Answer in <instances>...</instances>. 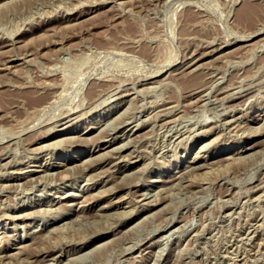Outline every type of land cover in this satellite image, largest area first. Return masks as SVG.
Masks as SVG:
<instances>
[{
    "label": "rangeland",
    "instance_id": "obj_1",
    "mask_svg": "<svg viewBox=\"0 0 264 264\" xmlns=\"http://www.w3.org/2000/svg\"><path fill=\"white\" fill-rule=\"evenodd\" d=\"M0 68V264H264V0H0Z\"/></svg>",
    "mask_w": 264,
    "mask_h": 264
},
{
    "label": "bare ground",
    "instance_id": "obj_2",
    "mask_svg": "<svg viewBox=\"0 0 264 264\" xmlns=\"http://www.w3.org/2000/svg\"><path fill=\"white\" fill-rule=\"evenodd\" d=\"M164 0H162V2H163ZM155 2V1H154ZM158 2V1H157ZM166 3V2H165ZM161 4V3H160ZM163 6V5H162ZM191 11V10H190ZM255 11H256V7L253 5H251L250 3L248 4V3H246V4H244L243 5V7H242V9L238 12L239 13V16H238V18L240 17V19H242L241 17H243V18H251V16L253 17L254 15L253 14H255ZM193 12V11H192ZM197 13V12H196ZM187 15V14H186ZM185 15V16H186ZM189 15H191L190 13H189ZM188 15V16H189ZM192 16H193V14H192ZM190 17V16H189ZM188 17V18H189ZM75 18V17H74ZM193 18V17H192ZM207 18V17H206ZM185 19V18H184ZM196 19V18H195ZM256 20H255V22L254 23H257V22H259V20L257 19V18H255ZM209 20V19H208ZM237 20V19H236ZM248 21H250V19L248 20ZM207 22V21H206ZM209 22H210V20H209ZM192 23V22H191ZM249 23H252V22H249ZM206 24V23H205ZM252 25V24H251ZM215 28H216V26H215ZM213 29V28H212ZM216 30H217V28H216ZM263 29L262 28H259V29H257L255 32H253V34H251V35H249V37H252V36H254L256 33H258L259 34V32H261ZM207 30H205V32H206ZM185 32V31H184ZM217 32V31H216ZM202 36V35H201ZM206 37V36H205ZM20 39V38H19ZM232 39V38H231ZM184 40V39H183ZM211 40H213V39H211ZM259 40H261V39H259ZM221 41V40H220ZM194 42V41H193ZM197 43V42H196ZM252 44H253V42H251ZM255 43H257V42H254V44ZM258 44H260V43H258ZM209 46V45H208ZM222 46V45H221ZM202 47V46H201ZM256 47V46H255ZM5 48V47H4ZM8 49V48H7ZM10 50V49H9ZM206 50V49H205ZM5 51V50H4ZM236 50H234V52H235ZM242 51V50H241ZM202 52V51H201ZM224 52V51H223ZM232 52H233V50H232ZM231 52V53H232ZM248 52V51H247ZM218 52H216V54H217ZM236 53V52H235ZM19 54V53H18ZM233 54V53H232ZM21 55V54H20ZM230 55V54H229ZM18 56V55H17ZM218 56V55H217ZM231 56V55H230ZM22 57V56H21ZM198 57V56H197ZM228 57V56H227ZM233 57V56H232ZM9 58V57H8ZM8 58H6V59H8ZM216 58V57H215ZM220 58V57H219ZM225 59V58H224ZM193 60V59H192ZM213 60V59H212ZM12 61L11 60H9L6 64H4L3 66H5V68L4 69H7L8 68V64H10ZM153 63V62H152ZM155 63V62H154ZM198 63V61L196 60L195 62H193V63H191L190 65H189V67L191 68L192 66H194V65H196ZM51 64V63H50ZM200 65H201V63H199ZM2 66V67H3ZM47 67V66H46ZM184 67V66H183ZM197 67H198V65H197ZM51 68V67H50ZM1 69V68H0ZM192 71V70H191ZM13 72V71H12ZM178 72V71H177ZM189 72V71H188ZM14 73V72H13ZM210 73V72H209ZM181 74V73H180ZM187 75V74H186ZM47 77V76H46ZM51 77V76H50ZM42 78V77H41ZM40 78V79H41ZM194 78V77H193ZM197 78V77H196ZM199 79V78H198ZM50 80V79H49ZM157 80V79H156ZM113 81V80H112ZM129 81H131V80H129ZM40 82V81H39ZM38 82V83H39ZM46 82V81H45ZM121 82V81H120ZM162 82V81H161ZM216 82V81H215ZM3 83H5V82H3ZM107 83V82H106ZM13 84V83H12ZM24 84V83H23ZM27 84V83H26ZM37 84V83H36ZM8 85V84H7ZM38 85V84H37ZM93 86V85H92ZM106 86V85H105ZM148 86V85H147ZM194 86V85H193ZM94 87V86H93ZM98 87H99V85H98ZM126 87V86H125ZM128 87V86H127ZM145 87V86H144ZM144 87H142V88H144ZM191 88H192V86H191ZM197 88V87H196ZM203 88V87H202ZM249 88V87H248ZM131 89V88H130ZM146 89H147V87H146ZM192 89H194V88H192ZM199 89V88H198ZM87 90V89H86ZM94 90H95V88H94ZM138 90V89H137ZM141 90V89H140ZM140 90H138V91H140ZM145 90V89H144ZM29 91V90H28ZM31 91V90H30ZM89 91H91V90H89ZM134 91V90H133ZM200 91V90H199ZM217 91V90H216ZM22 92V91H21ZM37 92V91H36ZM35 92V93H36ZM47 92V91H46ZM86 92H88V91H86ZM201 92V91H200ZM248 92V91H247ZM96 93V92H95ZM94 92H92V93H88V94H93L94 96L96 95ZM127 93V92H126ZM21 94V93H20ZM19 94V95H20ZM23 94V93H22ZM31 93L30 92H27L26 91V93H25V95H30ZM33 94V93H32ZM197 94V93H196ZM24 95V94H23ZM23 95H21V97L23 96ZM25 95L23 96V97H25ZM44 95V94H43ZM43 95H42V97H43ZM93 95H92V97H93ZM39 96V95H38ZM91 96V95H90ZM227 96V95H226ZM29 96H26V98H28ZM31 97H33V96H31ZM30 97V99H33V98H31ZM37 97V96H36ZM42 97H38L39 99H42ZM200 97V96H199ZM47 98H48V96H47ZM84 98V97H83ZM205 98V97H204ZM230 97H228V99H229ZM29 99V98H28ZM34 99H36V98H34ZM88 99H91V98H88ZM33 101V100H32ZM81 101H84V100H81ZM91 101V100H90ZM130 101V100H129ZM192 101V100H191ZM39 102H40V100H39ZM60 102V101H59ZM196 102V101H195ZM30 103V102H29ZM37 103H38V101H37ZM43 103V102H42ZM20 104V103H19ZM31 104V103H30ZM36 104V103H35ZM40 104V103H39ZM258 104V103H257ZM44 105V104H43ZM36 106V105H35ZM57 106V105H56ZM75 107V106H74ZM79 108V107H78ZM160 108V107H159ZM73 109V108H72ZM161 109V108H160ZM229 109V108H228ZM166 110V109H165ZM228 111V110H227ZM176 112V111H175ZM87 114V113H86ZM232 114V113H231ZM42 115H43V113H42ZM53 115V114H52ZM147 115V114H146ZM56 116V115H55ZM125 116V115H124ZM41 117V116H40ZM120 117H121V115H120ZM179 117V116H178ZM178 117H176V118H178ZM232 117V116H231ZM146 118V117H145ZM216 118V117H215ZM240 118V117H239ZM123 119V118H122ZM174 118H172V120H173ZM96 120V119H95ZM170 120V119H169ZM228 120V119H227ZM230 120V119H229ZM71 121V120H70ZM99 121V120H98ZM138 121V120H137ZM108 122V121H107ZM162 122V121H161ZM167 122H168V120H167ZM164 123V122H163ZM114 124H116L115 122H114ZM28 125H30V124H28ZM37 125V124H36ZM26 126V125H25ZM95 125H93V127H94ZM120 126V125H119ZM233 126V125H232ZM238 126V125H237ZM49 128V127H48ZM47 128V129H48ZM230 128V127H229ZM43 129V128H42ZM87 129V128H86ZM114 129V128H113ZM258 129V128H257ZM260 129V128H259ZM209 130H210V128H209ZM84 131V130H83ZM168 131V130H167ZM181 131V130H180ZM259 131V130H258ZM74 132V131H73ZM78 132V131H77ZM88 132H90V131H88ZM82 133V132H81ZM181 133H182V131H181ZM194 133V132H193ZM234 133V132H233ZM31 134V133H30ZM34 134V133H33ZM54 135V134H53ZM92 136V135H91ZM185 136V135H184ZM192 136V135H191ZM100 137H102V136H99V138ZM190 137V136H189ZM48 138V137H47ZM69 138H71V137H68V141H69ZM76 138V137H75ZM133 138H134V136H133ZM136 138V137H135ZM77 139L78 140H81V141H84V142H86L87 140H84V139H87L86 137L84 138V137H81V135L80 136H78L77 137ZM92 139H93V137H92ZM72 140V139H71ZM135 140V139H134ZM101 141V140H100ZM177 141V140H176ZM80 142V141H79ZM84 142H82V143H84ZM53 143V142H52ZM86 143H92L91 142V140H90V142H86ZM133 143V142H132ZM54 144V143H53ZM77 144V143H76ZM94 144V143H93ZM92 144V145H93ZM98 147V146H97ZM254 145H251L250 147H248L247 149L248 150H252V149H254ZM7 149V148H6ZM3 150V149H2ZM262 150V149H261ZM253 151V150H252ZM1 153H2V151H1ZM84 153V152H83ZM138 155V154H137ZM93 156V155H92ZM2 157V156H1ZM126 157H127V155H126ZM239 159V158H238ZM238 161V160H237ZM218 162V161H217ZM82 163V162H81ZM232 163V162H231ZM214 164V163H213ZM228 164V163H227ZM230 164V163H229ZM215 167V166H214ZM181 173V172H180ZM179 173V174H180ZM48 174H49V172H48ZM54 174V173H53ZM86 174V173H85ZM126 175V174H125ZM40 176V175H39ZM92 176V175H91ZM121 176V175H120ZM64 177V176H63ZM175 177V176H174ZM177 177H180V175L179 176H177ZM37 178H35V180H36ZM56 179V178H55ZM193 180V179H192ZM30 181H32V180H30ZM58 181V180H57ZM32 182H34V180L32 181ZM51 182H53V180L51 181ZM87 182V181H86ZM15 183V182H14ZM36 183V182H35ZM48 183V182H47ZM176 183V182H175ZM21 185V184H20ZM5 186V185H4ZM263 186V185H262ZM11 187H13V186H11ZM17 187H18V185H17ZM5 189H6V187H5ZM257 189V188H256ZM54 190V189H53ZM166 192V191H165ZM145 193V192H144ZM75 194V193H74ZM262 194V193H261ZM140 195V194H139ZM263 195V194H262ZM125 197V196H124ZM155 198V197H154ZM259 198H260V196H259ZM158 199V198H157ZM257 199V198H256ZM151 200V199H150ZM259 200V199H258ZM40 202V201H39ZM127 203V202H126ZM50 207V206H49ZM3 210V209H2ZM38 211V210H37ZM56 211V210H55ZM131 211V210H130ZM261 211V210H260ZM81 215V214H80ZM230 216V215H229ZM8 217V216H7ZM17 217V216H16ZM149 217V216H148ZM117 218V217H116ZM251 224V223H250ZM114 226V225H113ZM134 227V226H133ZM130 229V228H129ZM44 230V229H43ZM247 238V237H246ZM251 238V237H250ZM35 242V241H34ZM53 242V241H52ZM32 243V242H31ZM28 245V244H27ZM30 245V244H29ZM32 245V244H31ZM25 247V246H24ZM259 248V247H258ZM17 253V252H16ZM32 253V252H31ZM88 253V252H87ZM58 255V254H57ZM18 257V256H17ZM19 261V260H18ZM13 262V261H12ZM30 262H31V260H30Z\"/></svg>",
    "mask_w": 264,
    "mask_h": 264
}]
</instances>
